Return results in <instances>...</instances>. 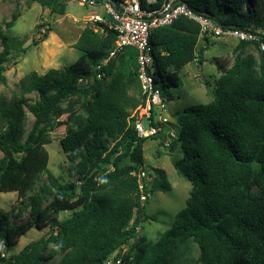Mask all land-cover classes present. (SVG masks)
Returning <instances> with one entry per match:
<instances>
[{
	"label": "trees",
	"instance_id": "1",
	"mask_svg": "<svg viewBox=\"0 0 264 264\" xmlns=\"http://www.w3.org/2000/svg\"><path fill=\"white\" fill-rule=\"evenodd\" d=\"M34 2L53 13L66 10L60 0L26 3ZM186 2L214 25L249 30L256 38L238 40L231 65L216 59L221 75L213 100L191 104L177 116L180 161L186 165L181 173L193 188L171 226L153 242L138 231L142 221L153 218L144 211L150 195L141 200L137 176L144 170L143 142L152 137L164 143V137L162 132L139 136L130 117L143 98L136 49L125 46L102 64L115 30L93 21L74 43L80 54L73 62L42 74L31 71L20 79L17 93L0 96V193L24 197L36 189L27 203L29 218L12 223L21 212L0 211V264H264V49L259 47L264 18L255 14L252 0ZM19 14L14 9L0 22V83L6 82L4 67L18 45L3 27H11ZM46 36L44 31L42 39ZM149 41L154 86L162 97L164 87L178 85L184 65L203 61L209 44L200 24L186 16L153 29ZM250 45L256 53L242 54ZM30 92L36 94L33 100L26 97ZM25 108L34 117L27 130ZM65 113L68 124L59 142L71 179L62 182L47 169L45 144L47 128L60 124ZM158 174L148 185L150 193L170 187L165 171ZM66 209L70 214L56 219L54 214ZM48 222L46 236L11 252L30 228ZM47 252L59 255L55 263L46 261Z\"/></svg>",
	"mask_w": 264,
	"mask_h": 264
},
{
	"label": "rangeland",
	"instance_id": "2",
	"mask_svg": "<svg viewBox=\"0 0 264 264\" xmlns=\"http://www.w3.org/2000/svg\"><path fill=\"white\" fill-rule=\"evenodd\" d=\"M252 1L255 14L264 18L262 2L259 0ZM26 2L27 0H0V22L9 20L14 9L20 13L11 27H3V31L10 37L11 41H17L18 44L12 48L9 61L4 67L6 82L0 83V96L6 99L18 92L17 84L20 79L31 71L42 74L49 68H62L73 62L80 54L79 50L74 47V43L83 27L94 23L91 15L98 14L103 19L109 20L102 4L80 5L75 1H68L66 2L65 13L58 14L36 2L30 5ZM44 31L47 32V36L42 39ZM207 36L209 44L203 51V61L197 63L194 60L184 65L179 71L178 85L163 89L165 107L160 109L153 106L152 118L155 124L160 121L159 116L168 119V122L162 125L161 134L164 137V143H160L159 139L152 137L143 142L144 170L151 174V178L157 179H159V170H164L170 185L169 189L165 191L153 190L144 203L145 213L152 215L153 218L142 221L138 231L152 242L171 226L174 215L185 205V199L193 188L192 181L181 173V169L185 168L186 165L185 162L180 161L183 157V151L178 137L177 116L183 108L191 104L213 100L217 80L221 75L217 60L223 62L225 66H229L235 59L234 48L238 43L235 37L212 33L207 34ZM201 43L202 40L198 39L197 47ZM1 50L2 44L0 42ZM246 52L255 54L254 45L241 49L242 54ZM152 70L156 72L155 64ZM35 96L34 92L26 94L27 99L30 100H33ZM62 105L65 106V103ZM25 110V127L27 130L30 128L34 117L26 108ZM68 116L67 113L63 114L58 118L60 124L59 122L54 123L47 128L49 142L45 144L48 153L47 169L62 182L71 179L69 175L70 164L59 142L65 133ZM169 132L173 133V137H169ZM170 142L175 143L173 149L168 146ZM175 163L178 166L175 167ZM255 167L257 166L255 165ZM45 179V175H42L39 183L41 184ZM34 192L30 191L24 197H20L16 192L0 193V211L11 213L12 216L20 211V217L10 218L12 223H18L29 218L27 203ZM69 214L70 210L66 209L54 214V216L61 220ZM50 230L49 222L40 228H30L13 245L11 252H18L33 240L46 236ZM58 257L59 255L50 257L48 252L46 253L48 263H55Z\"/></svg>",
	"mask_w": 264,
	"mask_h": 264
},
{
	"label": "built area",
	"instance_id": "3",
	"mask_svg": "<svg viewBox=\"0 0 264 264\" xmlns=\"http://www.w3.org/2000/svg\"><path fill=\"white\" fill-rule=\"evenodd\" d=\"M63 2L75 1L80 5H95L97 0H60ZM109 20L103 19L98 14L91 15L93 21L104 23L108 28L115 30V40L108 50L107 57L101 62L104 64L108 59L115 57L125 46H133L136 49L137 77L140 82L142 102L131 112L130 117L134 118V128L136 133L142 137L156 135L162 132V125L168 122L166 117H161L160 121L153 122V106L163 109L165 107L164 98L161 92L154 86L153 66L156 60L153 47L149 41L150 32L164 25L170 24L179 16H186L197 21L201 26L202 33H212L215 35H229L237 40H253L256 36L249 30L239 28L223 29L211 23L204 16L196 13L186 0H104L102 3ZM260 49H264V41L259 44ZM101 75L98 73L97 77ZM146 120V123L144 121ZM169 137L173 133L169 132ZM141 200H145L149 195L148 185L152 178L146 171L137 173ZM108 260L106 264H110Z\"/></svg>",
	"mask_w": 264,
	"mask_h": 264
}]
</instances>
